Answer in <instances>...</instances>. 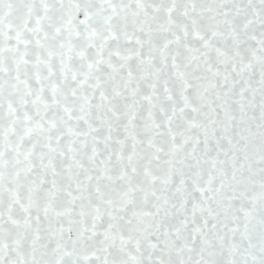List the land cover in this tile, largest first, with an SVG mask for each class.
I'll return each mask as SVG.
<instances>
[{
  "label": "snow or ice",
  "instance_id": "obj_1",
  "mask_svg": "<svg viewBox=\"0 0 264 264\" xmlns=\"http://www.w3.org/2000/svg\"><path fill=\"white\" fill-rule=\"evenodd\" d=\"M0 264H264V0H0Z\"/></svg>",
  "mask_w": 264,
  "mask_h": 264
}]
</instances>
